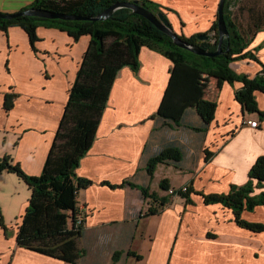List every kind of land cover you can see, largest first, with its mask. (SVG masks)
<instances>
[{
    "label": "crops",
    "instance_id": "1",
    "mask_svg": "<svg viewBox=\"0 0 264 264\" xmlns=\"http://www.w3.org/2000/svg\"><path fill=\"white\" fill-rule=\"evenodd\" d=\"M32 1L0 0V12L20 11ZM151 1L166 14L173 31L187 37L206 32L219 5V0ZM230 9L239 30L251 34L245 51L264 64V8L237 0ZM36 34L33 51L24 30L0 29L1 108L4 94L15 93L7 112L13 113L15 128H11L21 136L11 156L29 175H38L43 168L89 42L88 36L73 40L64 31L44 26ZM138 61L136 71L125 66L118 71L94 142L75 172L90 180L77 193L76 217L82 220L78 239L82 256L77 264H264V232L238 226L228 207L207 204L202 198V194L225 193L233 185L246 184L251 165L264 155V119L256 120L236 101L240 82L218 85L213 78L203 95L217 105L209 126L202 132L194 129L201 127V120L193 107L187 109L180 126L165 122L156 113L171 60L142 47ZM230 66L247 76L261 69L248 58ZM255 96L264 112V94L255 92ZM245 120L256 121V127ZM164 147L179 149L181 158L164 160L154 175L164 169L161 180L167 179L171 189L190 187L188 201L151 190L146 163ZM172 170L176 171L168 174ZM124 180L166 197L165 204L144 197L134 186L121 187ZM253 189L250 195L262 193L264 184ZM241 216L264 223V204L242 211ZM15 232L14 227L7 238L0 233V264H72L19 247Z\"/></svg>",
    "mask_w": 264,
    "mask_h": 264
},
{
    "label": "trees",
    "instance_id": "2",
    "mask_svg": "<svg viewBox=\"0 0 264 264\" xmlns=\"http://www.w3.org/2000/svg\"><path fill=\"white\" fill-rule=\"evenodd\" d=\"M120 1L134 0H33L21 11L28 8L50 10V12L79 15L86 19H62L22 15L9 19L0 17V29L7 32L10 27L18 26L25 31L33 51L38 41L37 29L40 26L64 31L77 40L88 36L85 49L75 79L73 80L64 110L56 127L53 141L44 160L43 168L38 175H29L12 157L0 159V173L13 170L23 178L30 190L23 214L15 224V240L19 247L42 253L67 263L77 264L82 256L78 239L82 230V220H77V193L80 188L90 184V180L77 177L76 169L82 157L88 152L95 139L100 124L102 111L110 96L113 81L118 71L128 67L136 71L139 67L138 53L142 47L156 50L157 53L171 60L168 83L160 100L156 116L165 122L180 126L183 115L193 107L201 120V127L194 129L202 132L210 125L216 111V102L203 97L211 78L222 82H240L235 91L236 101L248 114L257 113L258 119H264V112L259 110L255 92L264 94V64L253 53L245 51L249 35L242 33L234 20L230 8L237 0H225L223 16L228 36L220 43L221 52L214 56H202L177 46L171 36L160 31L148 19L127 8H118L107 18L95 19L110 5ZM142 6L153 14H166L159 5L151 0H138ZM216 18L206 32L193 34L190 37L176 33L187 44H193L206 51L218 48V30ZM208 35L202 41L198 35ZM248 58L257 62L261 69L253 76L237 74L232 71L230 63ZM15 93L4 94L3 109L13 107ZM206 159L209 151H205ZM181 158L177 148L164 147L146 163L149 176L154 175L156 166L166 159L174 161ZM248 180L241 186H231L229 192L202 194L205 203H219L228 207L234 215L238 226L253 232H264V223L244 220L242 211H252L257 205L264 204V192L250 195L254 187L264 184V155H259L248 171ZM134 186L144 197L163 206L166 197L148 191L124 180L119 184ZM170 190L167 179L159 185ZM175 189V188H174ZM192 189L174 191L188 201ZM153 213L155 209L149 208ZM116 256V255H115Z\"/></svg>",
    "mask_w": 264,
    "mask_h": 264
},
{
    "label": "rangeland",
    "instance_id": "3",
    "mask_svg": "<svg viewBox=\"0 0 264 264\" xmlns=\"http://www.w3.org/2000/svg\"><path fill=\"white\" fill-rule=\"evenodd\" d=\"M262 1L264 0H243V3L257 9H263ZM213 78L209 79V83ZM218 84V83H217ZM216 84V85H217ZM207 91V90H206ZM1 96V95H0ZM3 97H0V159L4 156H11V148L13 144L16 145L17 141L20 139L18 135V130L11 128L14 126L13 113H8L3 108H1ZM253 117L257 120L258 114L251 113ZM172 170L168 174H173ZM163 170H158L154 177L151 176V190L158 191V194H164L165 189H162L159 184L162 178ZM28 183L20 178L13 170H3L0 173V233L5 237H10L11 233L14 232V227L18 221L19 216L23 214V210L30 197V190ZM256 215H260L259 211L256 212Z\"/></svg>",
    "mask_w": 264,
    "mask_h": 264
},
{
    "label": "water",
    "instance_id": "4",
    "mask_svg": "<svg viewBox=\"0 0 264 264\" xmlns=\"http://www.w3.org/2000/svg\"><path fill=\"white\" fill-rule=\"evenodd\" d=\"M224 2L225 0H219V5L217 8V22H218L217 30H218L219 38H218V48L214 51H206L197 45L187 44L186 41L179 38V36L173 31L172 26L168 22L169 20L163 14L151 13L150 11L146 10L138 0H134L132 2L120 1L115 4H112L106 10H104L97 18L95 17V19L107 18L116 9L127 8V9L132 10L134 13L142 15V17L148 19L149 22H151L154 26H156L158 30L171 36L173 43L176 44L177 46L186 48L187 50L194 52L196 54H201L202 56H214L221 52L220 43L223 38L228 36V31L225 25L226 22L223 16ZM18 15L19 16L34 15L37 17H49V19H52V18H62V19L65 18L67 20L86 19L84 17H80L79 15H66L65 13L50 12V10L34 9V8H28L24 11H21V12L17 11L13 13L0 12V17L3 19L13 18ZM207 38H209L208 35L201 34V35H198L197 39L204 41Z\"/></svg>",
    "mask_w": 264,
    "mask_h": 264
},
{
    "label": "built area",
    "instance_id": "5",
    "mask_svg": "<svg viewBox=\"0 0 264 264\" xmlns=\"http://www.w3.org/2000/svg\"><path fill=\"white\" fill-rule=\"evenodd\" d=\"M244 122H245L248 126H250V127H256V125H257V122H256V121H253V120H245ZM176 189H180L182 192L187 191V188H186V187L181 186V187H178V188H175V189H174V188H173V189H170V190H168L167 192H168L169 195L174 196V191H175ZM77 220L81 221L80 218H77Z\"/></svg>",
    "mask_w": 264,
    "mask_h": 264
}]
</instances>
